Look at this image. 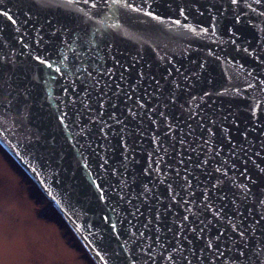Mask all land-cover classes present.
I'll return each mask as SVG.
<instances>
[{
  "label": "water",
  "instance_id": "water-1",
  "mask_svg": "<svg viewBox=\"0 0 264 264\" xmlns=\"http://www.w3.org/2000/svg\"><path fill=\"white\" fill-rule=\"evenodd\" d=\"M31 3L3 0L0 5L16 21L12 24L0 11V59L6 57L13 69L0 77L1 148L49 200L95 264H131L133 259L136 264H186L182 256L191 264H231L233 240L239 237L233 236L228 220L247 225L257 213L264 215L256 203L257 197L264 198V184H249L251 193L235 217L231 197L225 200L227 219L219 223L211 210L205 211L202 190L215 183L212 177L218 175L214 169L221 158H228L229 165L242 163L246 152L250 169L264 167V85L248 87L258 84L257 77L264 80V65L254 61V55H264V5L256 6L254 0H128L143 6L144 11L136 12L111 0L98 8H92L91 0H43L42 7L29 12ZM179 8L186 14L180 15ZM36 55L50 59L53 67L37 62ZM13 81L26 85L31 97L17 95ZM204 92L213 94L209 98ZM173 94L176 99L170 102ZM138 99L145 108H136ZM189 109L195 114L191 119ZM229 113L224 127H230L231 141L220 127V117ZM201 117L218 121L210 141ZM253 127L259 130L245 139L244 132ZM125 141L134 149L128 160L121 151ZM205 159L209 164H202ZM239 170L237 164L229 173L237 184L244 179ZM96 184L110 197L107 202L98 199ZM144 184L153 190L147 200L139 195ZM168 184L179 195L165 212L169 200H161L160 194L168 195ZM120 188L139 212L118 200ZM223 188L235 191L230 180ZM211 195L215 199L216 193ZM219 204L215 200L214 207ZM155 209L161 212L159 218ZM105 215L116 223L115 229L102 220ZM184 216L188 220L181 232ZM200 228L205 229L202 235ZM220 234L224 255H213L215 247L205 250L204 243ZM261 240L264 229L244 238L253 245ZM149 246L151 260L144 251ZM173 247L181 252L172 253Z\"/></svg>",
  "mask_w": 264,
  "mask_h": 264
},
{
  "label": "snow or ice",
  "instance_id": "snow-or-ice-1",
  "mask_svg": "<svg viewBox=\"0 0 264 264\" xmlns=\"http://www.w3.org/2000/svg\"><path fill=\"white\" fill-rule=\"evenodd\" d=\"M237 2H238V0H231V4H237ZM84 3L85 4L89 3V0H84ZM254 3L256 6H261V5H264V0H254ZM2 4H3V0H0V5H2ZM111 4L112 5H122L123 7L131 8L136 12L144 11L143 6L135 7L134 5L128 3V0H111ZM101 5L105 6V7L109 6L108 0H99V3H98V0H91L92 8H98ZM42 6H43V0H32L31 6L28 8V11L31 12L33 7L39 8ZM247 6L250 9H253L252 4H248ZM253 10H258V8L253 9ZM0 11H2L3 16L6 17L8 21H11L12 24L16 23L13 16L10 15L7 10L0 9ZM178 11H179L180 15L186 14L184 8H179ZM145 14L148 16H153L157 20L163 19V17L156 15L151 11H146ZM260 15H264V12H261ZM236 19L239 20V17L237 16ZM176 23L179 24L180 21L177 20ZM192 30L195 31V29H192ZM17 31H19V29H17ZM201 31L204 33H207L209 31V29L206 27H201ZM20 39L22 40L23 37H20ZM24 47H29V45L25 44ZM244 51L247 52L248 49L246 48V49H244ZM253 51L255 52V50H253ZM35 60L37 62H39L40 64L48 67L49 69H51L53 67V64L50 61V59L44 58L41 55H36ZM254 61L258 62V66L264 65V55H254ZM11 63L12 62L8 61L6 57H4L3 59H0V77L7 75L8 72L13 71V69L11 67ZM116 63L118 64L119 61L117 60ZM5 65H7L6 69L3 67ZM241 67H243V65ZM56 71L60 72V68L57 67ZM139 75L142 77L144 75V73L141 72ZM33 79H36V77H33ZM121 79H123L122 75H121ZM257 81H258L257 85L248 84V87L264 85V80H260L257 77ZM97 83H98V81H97ZM12 84H13V87H14L17 95L25 96L26 99H29L31 97V92L26 85H16L14 81L12 82ZM156 84L159 85V81H156ZM177 86H179V85H177ZM105 87H107V85H105ZM117 87H119V86L117 85ZM224 91L227 92L228 90L225 89ZM234 91L238 94L240 90L237 88ZM212 94L213 93H210V92H204V96L209 97V98L211 97ZM103 95H104L103 92H101V98H103ZM124 95L127 97L126 93ZM127 98L131 99V97H127ZM168 99L170 102H173V101H175L176 97L173 94V95L169 96ZM193 99H195V98H193ZM201 99H203V97H201ZM98 103H99V101H98ZM145 107H146L145 102L138 99L136 102V108L137 109H143ZM165 107H167V105H165ZM251 111L252 110L250 109V112ZM128 112L132 116L137 115V113L135 111H133L132 108H128ZM141 114H143V113H141ZM156 114H157L156 112H153V115H156ZM158 115L160 117H164L165 113L163 111H160V112H158ZM193 115H195V114L192 113L191 109H189V119H191ZM231 115L232 114L229 113L228 115H223L220 117V120H221L220 127L223 128L224 135L227 137V141H231L233 139L232 136L229 134L230 133V127H224V124L229 120V116H231ZM252 115L254 116L255 113L253 112ZM59 120L63 124L64 120H65V115L60 116ZM200 122H201V124H204L206 131L209 135V141H210L211 138L216 135V133L213 132V128L216 127V125L218 123L217 119H211L208 117H201ZM152 123H156V121L153 120ZM232 123L235 124L236 121L233 120ZM168 129H169V131L172 130L171 124H168ZM257 130H259V129H257L255 127L250 128L249 130H246L244 132L245 139H247L248 135H250L252 131H257ZM154 139H155V137H154ZM201 140H203V134L201 135ZM183 143H184V141L182 140L181 144H183ZM207 146L208 145L206 143L205 147H207ZM261 148L264 149V142L261 143ZM121 151H122V155H123L124 160H128L129 156L127 155V153L129 151H134V149H130L128 143L125 141V142H123V147H122ZM213 151L215 152V149H213ZM241 151H243V149H241ZM216 155H219V153L216 152ZM232 155L233 156L236 155L235 150L232 151ZM256 155L259 158V153H257ZM149 159H151V157H149ZM213 159H215V157H213ZM180 163L183 164L184 161L181 160ZM202 164L203 165L209 164V160L205 159L202 162ZM237 164H240V170L237 172V175L241 178H244L238 184L234 178L229 176L230 172L237 169ZM247 164H248V158H247L246 152H244V160L242 163H241V161L237 160V161H233L229 165L228 158H221V160L217 162V166L214 169V173H216L218 175H215L212 177L215 180V183L213 184V183L209 182L206 185V187L202 190V195L204 197L202 203L204 204L205 211L211 210V214H212L213 218L216 219L218 223L220 221L227 219L228 214H227V212L224 211V201L225 200H229V197H231L230 203L234 206L233 207V215L235 217L236 215H238L240 213V208L243 207L244 201H246L248 199V196L251 193V189L249 188V184L253 185V187H255L258 182L261 184H264V167H261L260 165H255L253 169H250L247 166ZM261 164H264V160H261ZM85 166L87 167V165H85ZM144 171L150 172L151 168H146V169H144ZM155 171L159 172L160 169L157 167L155 169ZM177 174H179V173H177ZM132 179H133V183H135V177H133ZM159 179H160L161 183H164L165 178L163 176H161ZM228 180L231 181L233 187L235 188V191H229V192L224 191L223 185ZM120 184L123 185L124 187H128V184L125 180H121ZM184 184L187 186V188L190 192L192 185H191L189 178H188V175H187V169H185ZM96 188L99 190L98 191V199L101 201L107 202L108 199H110V197L104 191L103 187L100 184H96ZM152 191L153 190L151 188H149L147 184H144L142 186V191L139 193V195L144 196L145 200H147V199H149L148 193H150ZM165 191L168 193V195L166 196L165 194L161 193L160 199L161 200H163V199L169 200V203L164 206V210H165V212H167L172 207V204L170 201L176 200V197L179 195V193H177L175 191V189L173 188V186L171 184L167 185ZM121 192H123V188H120L119 192L115 193L118 200L120 202H126L128 204H132L133 209H134V213L139 212V208H137L135 206V204H133V201L128 198V193H124L123 195H121L120 194ZM211 192L216 193L215 199H213ZM49 195H51V193H49ZM138 198L139 197L137 196V199ZM210 200L212 201V203H208V201H210ZM215 200H219L220 204L216 205L214 207ZM157 202H159V201H157ZM57 203H59V201H57ZM256 203H258L261 208H264V198L257 197ZM109 211L114 213L115 208L112 207L109 209ZM186 211H187V209H186ZM244 211H245V213H247L248 209L245 208ZM154 212H155V216L157 218H159L161 216V212L159 211V209H155ZM141 215H142V213H141ZM111 219L112 218L110 216H107V215L102 217V220L110 222L111 229H115L117 225H116V223H112ZM243 219L247 220L248 217L245 216V217H243ZM187 220H188V217L184 216L183 219L180 221V229H178L179 231H181V232L183 231V229L185 227L183 222L187 221ZM201 223H203V222H201ZM228 224L230 225V227L232 229H234L233 236L239 237L238 242L236 240H233V244L235 246V254L230 257L231 264H264V240H261L259 242V244H256V245H253L251 243H245V241H244V238L250 232H260L262 229H264V215L257 213L255 216L251 217V223H249L247 225H245L244 223H240V224L234 223L233 220H231V219L228 220ZM145 227H147V225H145ZM192 231L196 232L197 229H192ZM204 231H205L204 228L199 229V232L201 233V235L204 233ZM133 235H135V234H133ZM221 235H223V234L217 235L215 237V239H209V240L205 241L204 249L207 250V249L213 248V246H214L215 251H214L213 255H216V254L224 255V253H221V251H220L219 241L221 239ZM157 239H159V237H157ZM184 239H187V237H185ZM179 243L180 242L177 241V244H179ZM144 251L148 253L147 259L151 260L152 259L151 247L149 246V248L144 249ZM171 251H172V253H179V252H181V249L179 247H173ZM167 259L169 261H171V260H173V256L169 255L167 257ZM182 259L185 260L186 264H191V262L188 261L186 257L182 256ZM131 264H136V261L133 259L131 261Z\"/></svg>",
  "mask_w": 264,
  "mask_h": 264
},
{
  "label": "rangeland",
  "instance_id": "rangeland-1",
  "mask_svg": "<svg viewBox=\"0 0 264 264\" xmlns=\"http://www.w3.org/2000/svg\"><path fill=\"white\" fill-rule=\"evenodd\" d=\"M0 149V264H94L38 217L26 182Z\"/></svg>",
  "mask_w": 264,
  "mask_h": 264
},
{
  "label": "trees",
  "instance_id": "trees-1",
  "mask_svg": "<svg viewBox=\"0 0 264 264\" xmlns=\"http://www.w3.org/2000/svg\"><path fill=\"white\" fill-rule=\"evenodd\" d=\"M2 151L5 153L7 159L10 161L13 170L17 174H19V176L22 178L24 182L27 183L29 188V196L37 206L36 215H38V217L42 219L51 221V223L52 222L55 223V225L60 230L61 233L60 235H62V237L69 243V245H72V247H74L75 249H77L82 254L86 255L89 259L92 260V258L89 256V254H87V251L80 243V241L77 239L75 234H73L72 230L63 220V218L58 214V212L52 206V204H50L49 200L44 196V194H42V192L38 189V187L35 184H33L32 180L26 174H24L25 172L18 166V164L8 154H6V152L3 149Z\"/></svg>",
  "mask_w": 264,
  "mask_h": 264
},
{
  "label": "flooded vegetation",
  "instance_id": "flooded-vegetation-1",
  "mask_svg": "<svg viewBox=\"0 0 264 264\" xmlns=\"http://www.w3.org/2000/svg\"><path fill=\"white\" fill-rule=\"evenodd\" d=\"M1 149V148H0ZM2 150V149H1ZM4 155H5V153H4ZM6 156V155H5ZM10 164V163H9ZM10 166H11V164H10Z\"/></svg>",
  "mask_w": 264,
  "mask_h": 264
}]
</instances>
